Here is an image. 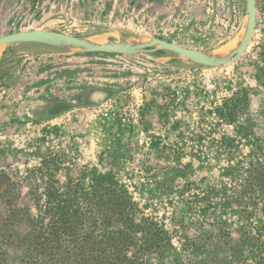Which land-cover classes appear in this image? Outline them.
I'll return each instance as SVG.
<instances>
[{
	"label": "rangeland",
	"instance_id": "obj_1",
	"mask_svg": "<svg viewBox=\"0 0 264 264\" xmlns=\"http://www.w3.org/2000/svg\"><path fill=\"white\" fill-rule=\"evenodd\" d=\"M257 8L246 53L218 68L164 51L150 60L1 47L0 172L22 197L33 182L44 195V182L114 178L138 204L137 218L169 235L171 248L154 263L264 264V206L238 202L264 197L263 187L240 185L230 170L253 150L264 159V0ZM246 21L245 0H0V37L47 30L225 51Z\"/></svg>",
	"mask_w": 264,
	"mask_h": 264
},
{
	"label": "trees",
	"instance_id": "obj_2",
	"mask_svg": "<svg viewBox=\"0 0 264 264\" xmlns=\"http://www.w3.org/2000/svg\"><path fill=\"white\" fill-rule=\"evenodd\" d=\"M260 154L253 150L230 170L240 185L258 183L263 191ZM29 184V193L22 197L15 193L19 184L0 172V264H11L12 253L21 264H157L152 256L163 258L171 248L163 228L149 218H137L138 204L114 178L87 184L72 179L44 182V195L38 194L37 182ZM241 201L249 210L264 206V197L245 195Z\"/></svg>",
	"mask_w": 264,
	"mask_h": 264
},
{
	"label": "water",
	"instance_id": "obj_3",
	"mask_svg": "<svg viewBox=\"0 0 264 264\" xmlns=\"http://www.w3.org/2000/svg\"><path fill=\"white\" fill-rule=\"evenodd\" d=\"M247 21L244 31L233 49L225 51H202L184 48L159 38L148 40H108L100 41L84 37L70 36L56 31L31 30L0 37V48L14 44L30 43L58 47L79 53H104L126 56H144L156 60L150 54L164 51L175 59H184L205 67H223L242 58L255 37L257 27V0H245Z\"/></svg>",
	"mask_w": 264,
	"mask_h": 264
},
{
	"label": "flooded vegetation",
	"instance_id": "obj_4",
	"mask_svg": "<svg viewBox=\"0 0 264 264\" xmlns=\"http://www.w3.org/2000/svg\"><path fill=\"white\" fill-rule=\"evenodd\" d=\"M104 95H105L104 93H100L99 95H96V97H94V98L97 100H101L104 97ZM55 111H58V109Z\"/></svg>",
	"mask_w": 264,
	"mask_h": 264
}]
</instances>
